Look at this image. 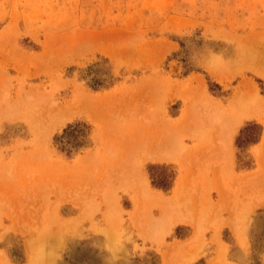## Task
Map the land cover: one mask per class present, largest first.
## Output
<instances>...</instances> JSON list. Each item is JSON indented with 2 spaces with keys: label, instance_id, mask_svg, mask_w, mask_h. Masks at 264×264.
I'll return each instance as SVG.
<instances>
[{
  "label": "rangeland",
  "instance_id": "374dc122",
  "mask_svg": "<svg viewBox=\"0 0 264 264\" xmlns=\"http://www.w3.org/2000/svg\"><path fill=\"white\" fill-rule=\"evenodd\" d=\"M263 52L264 0H0V264H264Z\"/></svg>",
  "mask_w": 264,
  "mask_h": 264
},
{
  "label": "bare ground",
  "instance_id": "6f19581e",
  "mask_svg": "<svg viewBox=\"0 0 264 264\" xmlns=\"http://www.w3.org/2000/svg\"><path fill=\"white\" fill-rule=\"evenodd\" d=\"M260 51V50H259ZM264 53V52H263ZM262 53V54H263ZM246 84V83H245ZM241 89H239L238 90V92L236 93V95H235V97L237 96V97H240V98H242V95L243 96H248V95H244V94H246L245 93V91L244 92H241L240 91ZM245 90V89H244ZM77 92H79V91H77ZM51 93V92H50ZM85 93V92H84ZM242 93V94H241ZM60 94V93H59ZM81 94V101H79L78 99H80V98H78V99H75L76 100V103H74V104H76V106H75V110H73L72 111V109H71V104H70V106H68L69 104H67L66 106L68 107V108H66L67 110H68V113L71 115L72 113V116L75 114L76 115V113H77V111L78 110H80V112H81V108L77 105V102L79 103H81V102H83L84 100L83 99H85V98H87L86 97V95L84 96V95H82V92L80 93ZM248 94V93H247ZM83 96H84V98H83ZM105 96V95H104ZM110 96V95H109ZM72 97V96H71ZM79 97V96H78ZM249 97V96H248ZM69 98V97H68ZM115 99V98H114ZM70 100V99H69ZM72 100H73V98H72ZM78 100V101H77ZM83 100V101H82ZM86 100V99H85ZM107 100H108V98H107ZM112 99H110V101H111ZM48 101H49V99H48ZM90 101V100H89ZM109 101V100H108ZM55 102V101H54ZM74 102V101H73ZM86 102V101H85ZM30 103V102H29ZM49 103H51V99H50V102ZM12 104V103H11ZM45 104H46V102H45ZM48 104V103H47ZM74 104H73V106H74ZM57 105V104H56ZM212 105V104H211ZM14 106V105H13ZM15 106H16V103H15ZM45 106V105H44ZM72 106V107H73ZM80 106H81V104H80ZM214 106V105H213ZM2 107V106H1ZM8 107H10V106H7L6 108H8ZM49 107V106H48ZM60 107V106H59ZM70 107V108H69ZM76 107H79V109L77 108V110H76ZM82 107V106H81ZM4 107H2L1 109H3ZM43 108V107H42ZM65 108V107H64ZM48 109V108H47ZM58 109H61V110H63V108H58ZM44 110H46V109H44ZM6 111V110H5ZM56 111V110H55ZM60 111V110H59ZM70 111H72V113H70ZM58 112V111H57ZM79 112V111H78ZM1 113H4L3 111L2 112H0V114ZM52 113V112H51ZM54 113V112H53ZM56 113V112H55ZM54 113V114H55ZM60 113V112H59ZM41 114H44V113H41ZM48 114V113H47ZM50 114V113H49ZM80 114V113H79ZM2 115V114H1ZM57 115V114H56ZM43 116V115H42ZM61 116V115H60ZM39 117H41V116H39ZM44 117V116H43ZM42 117V118H43ZM59 117V116H58ZM70 118H71V116H70ZM58 120V119H57ZM264 121V120H263ZM147 127V126H146ZM152 128H150V129H147V130H145L146 131V133H148V134H150L149 133V131L150 132H155L154 130H153V126H151ZM152 129V130H151ZM160 130V129H159ZM158 130V134L157 133H152V134H150V135H147L146 133H145V136H147L146 138H143V137H145V136H143L142 138H143V141H141L140 140V138L138 139L139 141H141L140 143H139V141L137 142V140H135V142H134V144L136 143V145L137 146H135V147H137L136 148V151L135 150H132V151H134V153L135 152H140V151H142V150H145V152H143L142 151V153H143V155L145 154L146 155V158H149V159H162V160H164V159H166L167 157H170V154H171V151H172V149H171V147H173V145H174V142H175V140L170 136V135H166V134H162L161 136H160V134L159 133H164L165 131L163 130V132H161V131H159ZM168 131V130H167ZM141 137V136H140ZM172 139H171V138ZM141 138V139H142ZM134 141V140H133ZM131 143H132V141H131ZM130 145V144H129ZM134 147V146H133ZM133 147H131L132 149H133ZM135 149V148H134ZM171 149V150H170ZM170 151V152H169ZM123 152H125V151H123ZM194 152V151H193ZM196 152V151H195ZM214 152V151H213ZM198 153V152H197ZM138 155H139V153H138ZM144 155V156H145ZM144 159H146L145 157H143ZM143 159V160H144ZM194 165V164H193ZM194 168V167H193ZM149 195H152V194H149ZM181 201V200H180ZM169 202V201H168ZM169 204H171V202L169 203ZM180 205V204H179ZM185 205V204H184ZM182 208V207H181ZM181 208H180V212H181ZM187 208V207H186ZM179 215V214H178ZM181 220V219H180ZM44 232H45V230H44ZM56 232V231H55ZM47 233V232H46ZM238 235V234H237ZM42 235H40V237H41ZM58 236V235H57ZM34 237V236H33ZM38 237V236H37ZM63 237V236H62ZM44 238V237H43ZM49 237H47L46 239H44V241H41L42 243H40V244H45V243H47L48 244V247L51 249L50 251H51V253L54 251V246L59 242V240L58 239H60V238H58V239H56V238H54V240H49L48 242H47V239H48ZM106 238V237H105ZM37 240H38V238H37ZM41 240V239H40ZM111 240V239H110ZM190 241V240H189ZM40 242V241H39ZM107 242H108V238H107ZM40 244H39V246H40ZM46 245V244H45ZM58 245V244H57ZM27 246V245H26ZM30 246H31V244H30ZM35 246H37L38 248H39V250L42 248V247H39L38 246V242H37V245H35ZM108 246V245H107ZM178 247V246H177ZM37 248V249H38ZM44 248V247H43ZM27 250H28V248H27ZM53 250V251H52ZM34 251H35V249H34ZM41 251H45V249L44 250H41ZM42 254V253H41ZM43 255H44V253H43ZM36 256H38V255H36ZM166 257V256H165ZM219 257V256H218ZM52 258V257H51ZM189 258V257H188ZM192 259H194V258H192ZM192 259H190V260H192ZM169 260V259H168ZM190 260H188L185 264H189V262H190ZM212 262V261H211ZM212 263H214V261L212 262ZM211 263V264H212ZM216 263V262H215ZM184 264V263H183Z\"/></svg>",
  "mask_w": 264,
  "mask_h": 264
}]
</instances>
